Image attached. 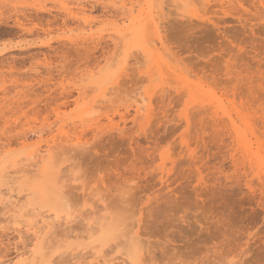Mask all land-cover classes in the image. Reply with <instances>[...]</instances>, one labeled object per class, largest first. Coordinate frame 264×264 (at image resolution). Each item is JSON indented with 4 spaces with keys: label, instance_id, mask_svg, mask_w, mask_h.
<instances>
[{
    "label": "rangeland",
    "instance_id": "obj_1",
    "mask_svg": "<svg viewBox=\"0 0 264 264\" xmlns=\"http://www.w3.org/2000/svg\"><path fill=\"white\" fill-rule=\"evenodd\" d=\"M150 1L0 0L1 173L32 168L35 146L79 136L85 145L58 161L61 177L71 168L80 177L62 208L82 210V188L108 196L110 211L139 219L149 246L139 264H264V152L244 157L211 100L260 124L264 0ZM134 91L148 109L132 121ZM16 184L25 194L33 180ZM5 231L0 260H14ZM122 238L104 246L110 257Z\"/></svg>",
    "mask_w": 264,
    "mask_h": 264
},
{
    "label": "bare ground",
    "instance_id": "obj_2",
    "mask_svg": "<svg viewBox=\"0 0 264 264\" xmlns=\"http://www.w3.org/2000/svg\"><path fill=\"white\" fill-rule=\"evenodd\" d=\"M149 2L151 1L149 0ZM147 6H146L147 8L150 7L148 9L149 12H152L153 4L151 3L150 5ZM151 15L149 14V16ZM136 19L138 20L139 18L137 17ZM149 19H150L149 23L150 25H152L153 22L152 17H149ZM154 25L157 26V24L155 23ZM138 26L137 29L136 26L135 27L132 26V28L136 29V31L134 29L132 30L134 32H139L140 30L139 27L142 28L143 24L142 27L141 25L139 27ZM157 28L158 27L155 28L154 26L152 30L154 31L153 33L158 31ZM139 33L138 35L141 34ZM186 79L187 77L183 80H185L186 82ZM178 95L180 94L178 93ZM132 96L135 97L133 98ZM132 96L131 97L133 98L134 101L131 99V97L130 99L133 102H135L133 103L134 112L132 113L133 114L132 121H135V119L138 116H140L142 111L146 110L145 108L147 107L144 103L145 96L144 94L141 93V91L140 93L134 91V95ZM109 97H105V94H103V101L110 102L111 96L109 95ZM146 97H149V95ZM211 100H213L215 106L213 110V115L216 116L217 120H220L221 122L220 124L221 125L223 124L222 126L224 127L226 126L225 128H228L227 129L228 131L230 130L229 132H230V137L232 139L231 141L235 145V147L237 146V148L240 149L244 157H247L249 159L255 158L258 159V161L259 160L262 161L263 159L261 153L264 152V105L262 106V103L260 104V102H258L261 105L260 111L262 109L261 114L257 117L258 119H260L258 121L260 123L258 124V126L261 125V128L258 129L261 130L258 133V130L256 129L257 124H255V122H252L251 119L248 118L246 114L238 111L236 116L232 115V110H236L235 106H233V108L229 110V108H227V106L222 102L221 99L217 98V96L216 98L214 97ZM255 101L257 103V98ZM105 116L109 121H112V118L108 114H106ZM120 117L123 118L124 114H121ZM29 132H33L34 134L37 133L36 129H32V128H30ZM22 137L24 140H26L30 136L28 133H23ZM84 143L86 142H83L81 137L79 136H74V137L66 136V139H63L59 142H54L53 140H51V142H47V144L44 147L35 146L33 150L30 151V154L28 156L30 155L33 156L31 157L33 158L32 168L26 169L23 168L24 166L23 165L20 167L13 168L14 170L12 172L8 171L7 173L6 172L1 173L0 170L1 173L0 223L1 222L5 223V225H0L1 228L0 235L2 234L6 235L7 231L5 230H10L11 235L12 236L15 235L17 240L14 245L15 259L6 260L5 259L6 257L3 259L1 258L0 264H51L52 261H55V264H139L141 263L143 257H145L144 253L147 252L148 250L147 247L149 246H148V241L143 239L144 233L141 234L142 232L140 233V231L138 230L139 219L128 221V219L133 217V215L129 216L127 214L128 216H126L123 214L121 215L119 213H116L117 211L115 213H113V211H110L111 207L109 208V205L106 202L108 196L106 197L105 195L100 193V191H99L100 194L98 192H86L85 191L86 188L85 189L82 188L81 202L83 203L82 204L83 209L82 210L79 209L80 211L78 212L70 213L68 212V210L65 211L63 210L64 208H62V203L64 204L63 201L72 192L71 191L72 188L74 189V187L76 188L77 186L76 184L75 186L73 184L72 186L74 187L71 188L70 181L75 182L76 179L80 177L79 175H76L77 173L75 174L72 168L67 170L68 173H66V175L63 174L65 179L64 177H61L59 174L62 171L59 170L61 169L60 168L61 163H59L58 161L60 160L63 154L70 153L71 151L75 150L78 147H83V145H85ZM233 147L234 146H230L229 148L233 149ZM10 161H11V165L15 166L16 160L11 159ZM21 177L24 179L32 178L33 180L32 186L29 187L27 191H25V194L22 193V190L24 189L22 188V190H20L18 188V185L16 184L17 179ZM59 179L61 180V182ZM66 179L67 180L71 179L68 180L69 184L65 182ZM124 185L125 184H123V186ZM133 186L135 187V185ZM133 186L131 185V188ZM79 187H77V189ZM120 188H124V187H120ZM129 188L130 187H128L127 190L131 189ZM117 190L115 189V191ZM127 190L124 191L121 190L120 194L119 195L117 194L119 196L118 198L121 206H123L122 204H125L126 201L128 200L125 197V195H127L128 193ZM129 194L131 195L133 193H129ZM122 210L127 211L126 208ZM75 224H77L78 227L77 229L75 228L76 227ZM76 230L77 232L78 230H80L84 234L83 233L80 235L79 233L76 234L75 232ZM83 236L84 238H88L94 241L96 244L97 242H99L100 243L99 249H97L96 251L90 250L89 248H87L88 250H84L83 248L76 249L71 245V243H69L70 239L76 237H83ZM119 237H123L122 244L126 247V248L124 247V249L126 250L125 252H123L124 249L122 250L121 249L122 247H120L122 252L119 250L120 254L118 256L110 257L109 254L111 252L109 251L111 249L110 250L106 249L108 243L111 241H115V239ZM116 242H117L116 244L114 243L115 245L112 243L115 247L118 246V240ZM105 245L106 248L104 247ZM114 248H112V251Z\"/></svg>",
    "mask_w": 264,
    "mask_h": 264
},
{
    "label": "snow or ice",
    "instance_id": "obj_3",
    "mask_svg": "<svg viewBox=\"0 0 264 264\" xmlns=\"http://www.w3.org/2000/svg\"><path fill=\"white\" fill-rule=\"evenodd\" d=\"M34 251H35V249H34ZM51 264H55V261H52Z\"/></svg>",
    "mask_w": 264,
    "mask_h": 264
}]
</instances>
